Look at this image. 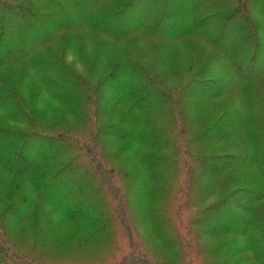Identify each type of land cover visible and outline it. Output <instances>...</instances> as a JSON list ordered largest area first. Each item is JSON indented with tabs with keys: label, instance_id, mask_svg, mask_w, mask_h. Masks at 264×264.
Segmentation results:
<instances>
[{
	"label": "rangeland",
	"instance_id": "rangeland-1",
	"mask_svg": "<svg viewBox=\"0 0 264 264\" xmlns=\"http://www.w3.org/2000/svg\"><path fill=\"white\" fill-rule=\"evenodd\" d=\"M89 1L18 0L21 4L32 3L34 9L40 10L42 15H47L49 11L55 15L65 16L64 19L70 17L72 22L78 17L83 22L89 17L90 11L103 16L112 6L114 7L122 0H101L93 10L86 8ZM151 3H153L152 9L155 15L159 16L161 12L167 11L165 23L161 25V28L158 27V31L163 32L170 31L169 27L178 17L182 16L181 9L190 5L188 0H181V2L180 0H151ZM173 4L175 7H171ZM233 6L235 7L231 13L208 15L213 11L229 10ZM16 11H19L22 19H25L27 14L31 18L28 12H23L22 7L19 9L17 6ZM73 11L75 15H72ZM263 12L264 0L244 2L243 0H208L200 16L201 19L207 18V23L209 22L211 26V30H207L208 38L171 39L170 34L164 32L162 37L154 39L151 33L146 32L126 42L103 41L93 46L92 40H87L89 50H94L96 55L104 50L114 53L119 66H126L130 62L129 59L140 57L146 64H152L151 67L167 71L170 79L167 84L171 86L179 84L187 77L186 62H191L195 70L205 67L206 73L202 78L204 82L194 83L192 89L201 93L208 91H216V93L208 97L195 92L186 93L181 100L180 116L173 118L174 115L169 114L173 119L163 113L155 112L154 114L158 116L150 117L144 113L146 123L140 128H143L146 136L157 142L163 141V143L159 149L149 150L148 154L143 157L141 155L144 151L133 154L132 157L122 161L120 166H128V169H132L140 162L156 160L161 166L149 164V170H147L149 171L147 176L149 186L140 185L139 177L144 170H140L135 178H131L126 172L120 175L112 174L111 163L114 164L115 160L112 154L107 152L108 147L104 142H102L104 145L99 146V152L101 156L106 154L109 158L103 163H97L99 165L97 169L103 173H92L88 169V164L92 162L91 157L94 156L92 152H89V148L81 151L86 158L82 159L80 153L79 156L76 155L78 151L75 150L73 147L75 145L70 139L66 142L56 141L51 147L62 153V159H58L61 156L57 157L58 160L64 161L60 166L68 164L65 169L66 175L62 174L58 177V179L61 178L62 183L68 184V192L64 197H68L71 189L76 188L77 184L81 186L80 192L73 189L74 193L80 196L69 198H73V202L70 200L69 203H73L75 209L70 206L72 211L68 213H73V211L74 213L68 215L66 210L60 211L50 206L39 207L29 222H20L13 214L15 220L13 218L6 221L5 227L0 222L7 232L12 227H17L8 235L9 240L7 241L12 243L11 250L14 252L18 250L25 255L24 257L43 256L42 261L49 264H68L67 261L72 264H131L132 262L144 264L145 260L141 256H144L146 251L152 252L157 247L160 250V257L173 248V244L179 247L182 243L186 247L188 242H182L185 235L182 232L184 231L183 221L192 222L190 228L197 244H205L211 238L210 234L204 233V229L208 227L211 230L210 226L217 216V225L236 218V222H240L238 218L244 214L241 209L242 205L247 202L242 199L238 206L227 207L231 201L228 196L229 191L239 184L229 186L227 190H224V178L239 180L240 185L245 183L242 180L254 181L253 193L260 190L262 192H258V196L264 195ZM8 13L10 11H6V17L0 13V56L17 53L15 47L17 33L23 34V40L18 47L25 49L30 43L28 41L31 39L34 41L44 33L43 24L50 23L47 16L41 15L36 27L20 30L16 25L13 27ZM81 22L77 25L73 23V29L66 32L68 37L81 38L82 32H88L87 36L94 38L95 35L90 30L82 28ZM94 22L97 25L106 23L103 17ZM204 26L207 25H202L200 30L204 31ZM97 38L102 40L100 35H97ZM76 56L78 54L75 52L74 55L70 54L68 59L82 69L87 62L79 60ZM36 66H38L37 63L32 64L27 61L4 64L0 68V71H3L0 79L18 88L25 77L23 72L28 74ZM172 68H175L176 72H171ZM49 80L53 79L49 78ZM234 81H236L235 84ZM113 83L115 84L111 85L118 86L121 81L115 80ZM51 85L53 90L61 87L59 83L52 82ZM174 87L179 88L180 86ZM147 99L150 97L144 100ZM59 109L60 107L57 106V111ZM179 122L184 126L181 131L178 128ZM23 126V124L13 125L18 130L25 128ZM124 128L123 126L118 130ZM140 128H133L135 133L132 137H138L142 141V136L137 135ZM55 131L59 130L55 128ZM5 136L3 135L1 140ZM3 140L0 142V147L3 148L1 152L9 155L10 164L16 166L20 160L17 159L15 153L10 151L14 148L16 141L12 138ZM38 149H40L39 146L36 150ZM185 150H195L197 158L193 157L188 160L183 154ZM189 163L197 165L194 171L187 167ZM168 164H171L170 169L167 168ZM70 166L74 171L69 170ZM34 174L31 177V180H36L34 188L48 183L47 174ZM110 175L111 178H116L117 185L123 189V197L117 193H115L116 197L113 196L111 182L110 187L105 182ZM151 177L152 185L150 184ZM17 180L20 179L17 178ZM130 183H133L132 188H129ZM144 193L149 194L147 198ZM146 199L151 201L149 207L142 203ZM225 201H228L227 205L224 204ZM255 202L257 201L250 200L246 207ZM118 206L125 207H123L124 211L122 210L123 215L126 213L124 215L126 220L123 224L119 222L123 215L118 213ZM86 207L93 213L84 216L81 211ZM213 208H221L220 213L207 214L209 211L207 209ZM255 210L251 215L257 216L256 212H259L264 219V200ZM202 211H206L205 213L209 215H206L207 222L203 221ZM175 216L176 221L172 219ZM179 216L180 220H177ZM262 221L260 226L264 227V220ZM236 222L235 224L238 225ZM239 227L243 228L241 225ZM258 229V222L255 221L247 226L244 234L227 235L230 239L227 240L228 248L240 243L239 246L250 245L249 247L253 250L264 252V241L259 242ZM155 234L161 238L155 239L153 237ZM215 238L220 241V237ZM221 238L226 239L224 236ZM256 244L259 246L256 247ZM226 250L217 251L215 248H209L208 251L204 250V255L208 257L207 260L195 255L190 260L192 264H203L202 260H206V264H215V262L219 264L221 259L225 260L229 257ZM243 252L246 258L247 252L252 251L245 249ZM176 256L173 253L167 259L175 257L178 264H189L190 260L187 256L184 257L183 262L181 257ZM33 259L36 261L35 258ZM37 261L41 260L37 259Z\"/></svg>",
	"mask_w": 264,
	"mask_h": 264
},
{
	"label": "trees",
	"instance_id": "trees-1",
	"mask_svg": "<svg viewBox=\"0 0 264 264\" xmlns=\"http://www.w3.org/2000/svg\"><path fill=\"white\" fill-rule=\"evenodd\" d=\"M100 1L90 0L86 8L93 10L99 5ZM207 1L188 0L190 5L181 9L183 11L182 16L178 17L174 24L169 27L170 31L165 30L164 32L170 34L171 39L188 40L189 37L201 39L207 37L211 26L209 22L207 23V18H200ZM152 5L151 0H122L114 7L112 6L103 16L100 13L90 11L89 17L83 22L79 17L72 22L70 17L64 19L65 16L55 15V13L49 11H47V15H42L40 10L34 9L32 3L21 4L18 0H0V13L5 16L6 11H10L8 13L10 22L13 27L16 25L20 30L36 27L41 15L47 16L50 21V23L43 24L44 33L36 40L31 39L28 41L30 43L25 49L18 47L23 40V34L17 33L15 43L17 53L0 56V68L4 64L20 61L37 63L38 65L33 67L28 74L23 72L25 77L18 88H14L12 83H4V79H0V142H3L4 138L15 140L16 144L10 151L15 153L17 159L20 160L16 166L11 165L10 156L1 152L3 148L0 147V222L4 227L5 222L15 216L20 222H29L39 207L50 206L60 211L66 210L68 215L74 213V211L68 213L71 210L70 206L73 207V203H69L73 198H69L79 197L80 195H76L74 190L79 191L81 186L77 184L78 186L76 185V188L73 187L69 192L70 195L64 197L68 192V184L62 183L61 178L58 179V177L65 174L68 164L60 166L64 162L58 160L62 159V153L51 147L56 141L66 142L67 139H70L75 145L73 147L78 151L76 155L80 153L82 159L86 158L81 151L89 148V152H92V156H94L91 157L92 162L88 164V169L92 173L102 172L97 169L99 168L97 163H103L109 158L106 154L101 156L99 152V146L104 142L108 147L107 152H110L115 160L114 164L111 163L110 171L113 170L112 174L120 175L126 172L131 178H135L140 170H144L140 175L141 177H139L141 180L140 185L149 186V179L147 180L149 164L161 166L156 160L140 162L134 165L132 169H128V166H120L122 161L132 157L133 154L144 151L141 155L143 157L148 154L149 150L159 149L163 143V141L157 142L146 136L143 128H140L146 123L144 113L148 114L149 117L152 115L158 116L154 114L155 112L167 116L172 114L175 118L181 114V100L186 93L195 92L207 97L215 95L216 91L201 93L192 89L194 83L204 82L202 78L206 73L205 67L195 70L191 62H186L185 72L187 77L179 84L171 86L167 84L170 80L167 71L154 66L151 67L152 64H146L140 57L129 59L128 65L122 67L119 66L114 53L104 50L96 55L94 50H89L87 40H92L91 44L95 46L96 43L103 41H110V43L130 41L146 32L151 33L154 39L162 37L164 32L158 31V27L161 28V25L165 23L167 11L161 12L159 16L155 15ZM17 6L19 9L22 7L23 12H28L31 18L26 13L27 17L22 19L19 11H16ZM235 6L222 12L213 11L208 15H225L231 13ZM171 7H175V5L173 4ZM72 15H75V11L72 12ZM100 17L105 18V24L97 25L94 22ZM80 22L84 30L88 29L95 35L94 38L87 36L88 32H82L81 38L68 37L66 32L73 29V23L77 25ZM204 24L207 25L204 26V31L200 30V27ZM97 35H100L102 40H99ZM214 46L216 47L217 44L215 43ZM218 49L222 50L221 48ZM75 52L78 54L76 57L79 60L87 62L86 66L88 68L84 66L80 69L81 67L79 68L75 62L68 59L69 55H74ZM218 53L222 54L219 51ZM171 72H176V69L172 68ZM2 73L3 71H0V77L3 76ZM49 78L53 80H49ZM115 80L121 81V84L118 86L111 85L115 84L113 83ZM52 82L54 84L59 83L61 87L58 90H53ZM235 83L236 81H234ZM174 86L180 87L176 88ZM147 97H150V99L144 100ZM57 106L60 107L58 111ZM168 118L172 117L169 116ZM12 124H23L25 128L18 130ZM123 126L124 129L118 130ZM134 127L140 128L137 135L142 136V141L138 137H132L135 133L133 131ZM55 128L59 131L56 132ZM178 128L181 131L184 128L183 123L179 122ZM3 135L6 136L1 140ZM37 146L40 149L36 150ZM112 151L115 152L112 153ZM183 154L187 156L188 160L197 156L195 150H185ZM59 156L61 157L57 159ZM187 167L194 171L197 165L189 163ZM167 168L170 169L171 164H168ZM28 169L29 171H27ZM70 169L73 170V167L70 166ZM80 170L84 172L83 169ZM34 173L47 174L48 183L34 188L33 185L36 184V180H31V177L35 175ZM17 178L20 179V182ZM224 180V190H227L229 186L239 184V186L229 191V195L227 194L231 198L229 204L228 201L224 202L225 205L228 204L227 207L238 206L242 199L247 202L242 205L243 208L241 209L244 214L238 218L240 222H236V218L217 225V216L215 222L210 226L212 229L209 230L208 227L204 229V233L210 234L211 238L205 244H197L196 240L193 239L194 235L190 228L192 222L183 221L184 231L182 232L185 235L182 242H188L186 247L182 243L179 247H175V244H173V248H170L164 256H160L162 258L159 257L160 250L157 247L152 252L146 251V254L141 256L145 260H143L144 264H178L175 257L167 259L173 253L181 257L182 262L186 256L189 260L193 259V255L207 260L208 257L204 255V250L208 251L209 248H215L217 251L228 250L225 252L226 254L228 252L229 257L225 260L221 259L219 264H264V252L253 250L249 247L250 245L245 247V245L239 246L240 243H236L233 244L234 247H229L230 249L227 246V240H230L227 235L239 236L244 234L247 226L252 225L255 221L259 225L258 238L260 239L258 240L259 242L264 241V231L261 232L264 227L260 226L264 219H262L259 212H256L257 216L251 215L252 212L256 211L255 208L260 207L264 195L258 196V192H262L260 190L253 193L252 184L254 181L242 180L245 183L240 185L239 180H228L227 177ZM105 182L109 187L112 185L113 191L111 192L113 196L116 197L115 193H117V195L123 197L122 193L124 191L117 185L116 178H111L110 175V178L105 179ZM152 183L151 177L150 184L152 185ZM129 185V188H132L133 183ZM147 195L149 194L144 193L145 198H147ZM237 200L238 202H236ZM250 200L257 202L246 207ZM142 203L144 206L149 207L151 201L146 199ZM123 207L118 206L119 214L123 213L125 208ZM207 210H209L207 214L212 215L219 214L221 208ZM81 212L84 216L93 213L87 207ZM205 212L202 211L201 213L204 214L202 216L203 221L207 222V216L209 215ZM124 215L119 221L121 224L126 220ZM172 219L176 221V216ZM177 220H180V216ZM3 225L0 224V264H49L42 261L44 260L43 256L29 255L24 257L25 255L18 250H15L16 253L11 250L12 243L7 241L9 240L8 235L15 231L17 227H12L7 232ZM240 225L243 228H240ZM222 236L226 239L221 238ZM153 237L155 239L161 238L158 234L153 235ZM215 237H220V241ZM257 246L259 245L256 244ZM245 249L252 251L247 252L246 258L243 252ZM37 259L41 261H37ZM206 260H202V263L206 264ZM67 262L72 264L69 261ZM131 264L136 263L132 262ZM189 264H192L191 260ZM215 264L217 263L215 262Z\"/></svg>",
	"mask_w": 264,
	"mask_h": 264
}]
</instances>
